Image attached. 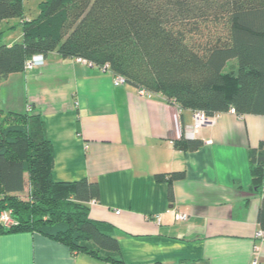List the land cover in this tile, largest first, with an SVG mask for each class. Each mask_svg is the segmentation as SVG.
Segmentation results:
<instances>
[{
    "label": "crops",
    "instance_id": "1",
    "mask_svg": "<svg viewBox=\"0 0 264 264\" xmlns=\"http://www.w3.org/2000/svg\"><path fill=\"white\" fill-rule=\"evenodd\" d=\"M40 1L24 0L25 9L31 3L39 12ZM22 37L19 30L7 42ZM2 89L0 108L45 121L55 180L99 183L90 217L114 226L127 264H251L255 258L264 264V239L257 236L264 181L253 186L248 155L264 140L263 114L220 112L189 137L193 110L160 94L143 95L128 82L115 85L109 70L57 52L41 67L1 79ZM182 136L204 143L180 150L175 142ZM174 170L186 176L174 182L171 202L169 184L155 175ZM178 211L188 217L177 219ZM0 264L111 263L26 230L0 234Z\"/></svg>",
    "mask_w": 264,
    "mask_h": 264
},
{
    "label": "trees",
    "instance_id": "2",
    "mask_svg": "<svg viewBox=\"0 0 264 264\" xmlns=\"http://www.w3.org/2000/svg\"><path fill=\"white\" fill-rule=\"evenodd\" d=\"M38 7L36 17H26L24 0H0V26L18 18L23 29L21 40L0 44V80L24 71L35 53L57 52L108 65L111 73L182 109H202L211 117L231 109L264 115V0H41ZM7 115L16 118L7 123ZM203 143L182 136L175 145L196 150ZM248 155L259 188L264 140ZM53 164L40 115L0 108V214L10 209L17 221L0 224V234L40 231L73 252L127 264L114 226L90 217L99 183L57 181ZM185 176V170L155 175L169 184L171 202L174 182ZM258 220L264 229V204Z\"/></svg>",
    "mask_w": 264,
    "mask_h": 264
},
{
    "label": "built area",
    "instance_id": "3",
    "mask_svg": "<svg viewBox=\"0 0 264 264\" xmlns=\"http://www.w3.org/2000/svg\"><path fill=\"white\" fill-rule=\"evenodd\" d=\"M45 62H46V56L43 53H35L30 58L27 59L25 63V70L41 67L45 64ZM101 68H103L104 70H109L108 65H105L104 67H101ZM112 74H113L115 85L127 83V80L123 75L116 74V73H112ZM139 93L143 95L151 96V93L148 92L144 88H139ZM28 108L30 109L31 107L29 106ZM231 110L235 111L234 109H231ZM193 117H194L193 124L190 127L186 128V131H185V134L189 137L194 136L196 132L203 125L210 122V120L214 116L211 117L206 113V111L202 109H197L193 111ZM175 215H176V218L179 220L186 219L188 217V214L186 212H181V211H178ZM154 217L157 220V222H160L161 216L159 214L155 215ZM0 223L5 226H11L12 224L17 223V221L12 216V211L10 209H6L1 212ZM257 236L264 239V229L263 228H261L257 232ZM251 264H261V262L257 258H255L252 260Z\"/></svg>",
    "mask_w": 264,
    "mask_h": 264
},
{
    "label": "rangeland",
    "instance_id": "4",
    "mask_svg": "<svg viewBox=\"0 0 264 264\" xmlns=\"http://www.w3.org/2000/svg\"><path fill=\"white\" fill-rule=\"evenodd\" d=\"M26 14L32 15L31 17H36L39 14V12H37L36 5L29 3L26 6ZM13 22H15V23H13ZM18 22H19L18 18H11V19H9V20H7V21H5L4 23L1 24V26H0V44L8 43L7 41L12 39L11 37H13V33L14 32L17 33L19 30H23L22 29V25L20 23H18ZM0 94H1V98H4V89H2V91H0ZM15 109H18V108H15ZM15 111H21V110H15ZM5 116H6V114H3L1 116V118L4 119ZM7 116H8V119L6 121L7 123H9L11 121H14V118H16L15 115H13V116L12 115H7ZM28 189H29V187L27 186L26 191L22 192L20 194V196L21 197H25L26 194H27Z\"/></svg>",
    "mask_w": 264,
    "mask_h": 264
}]
</instances>
